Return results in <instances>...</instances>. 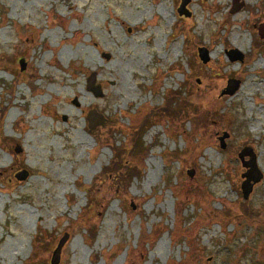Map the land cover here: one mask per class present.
Here are the masks:
<instances>
[{"label": "rangeland", "instance_id": "374dc122", "mask_svg": "<svg viewBox=\"0 0 264 264\" xmlns=\"http://www.w3.org/2000/svg\"><path fill=\"white\" fill-rule=\"evenodd\" d=\"M232 1L0 0V264H264V0Z\"/></svg>", "mask_w": 264, "mask_h": 264}, {"label": "water", "instance_id": "95a60500", "mask_svg": "<svg viewBox=\"0 0 264 264\" xmlns=\"http://www.w3.org/2000/svg\"><path fill=\"white\" fill-rule=\"evenodd\" d=\"M190 2V0H181L180 5L178 8V14L188 16L189 12L186 9V5ZM242 4H239V0H233V7L232 11H236L240 9ZM259 35L264 38V23L261 24L258 27ZM235 50L228 51L229 54L234 53ZM198 55L199 58L202 60V62L207 61V50L206 48H199L198 49ZM239 59H242V55L238 56ZM231 59L234 60L236 58L231 56ZM24 68V66H23ZM96 72H92L88 79H87V89L91 91L95 97H102L103 92L101 89V85L96 84ZM238 85V81L235 79H229L228 80V87L226 90H223V93H233ZM86 120L88 122V128L90 130L94 129L97 125H103L106 121L103 115L96 112V110H90L86 116ZM228 137V134L226 132L223 133L222 136L219 137L220 140V146L221 148H225V139ZM249 156L248 160H245V157ZM238 157L241 160L242 166L245 167L247 170L244 172L241 176L243 178V182L241 184V190L244 198H248L249 194L252 191L253 185L260 181L262 178V174L259 172L256 163L255 158L252 153V150L248 147H244L240 150L238 153ZM194 174V171L191 172V176ZM15 177L19 180H24L28 177V171L27 170H21L15 174ZM67 234L64 235V237L60 240L59 245L54 252V256L52 258V263L57 264V261H59L60 257V251L63 246V244L66 242Z\"/></svg>", "mask_w": 264, "mask_h": 264}, {"label": "bare ground", "instance_id": "6f19581e", "mask_svg": "<svg viewBox=\"0 0 264 264\" xmlns=\"http://www.w3.org/2000/svg\"><path fill=\"white\" fill-rule=\"evenodd\" d=\"M160 12L163 14V16H166L167 14L165 13V11L163 10V9H160ZM238 38H239V35H238V37H237V39L236 40H238ZM236 43V45H235V48H237V49H239V50H241L242 49V45H241V43H239L238 41L237 42H235ZM258 63V61H256L255 62V65ZM222 65H227L228 66V64H226V63H222ZM229 71L227 70L225 73H228ZM225 73H222V72H220L219 71V69H217V68H215L214 70H213V74H212V77L213 78H211L212 79V81H211V83H210V85H208L209 86V88L205 91V93H208V94H213V87L216 85V86H220L221 85V82L223 81V79L224 78H226V74ZM204 87V86H203ZM239 94H234L233 96H232V99H234L236 96H238ZM212 99V98H211ZM217 108V107H216ZM215 108V109H216Z\"/></svg>", "mask_w": 264, "mask_h": 264}, {"label": "trees", "instance_id": "16d2710c", "mask_svg": "<svg viewBox=\"0 0 264 264\" xmlns=\"http://www.w3.org/2000/svg\"><path fill=\"white\" fill-rule=\"evenodd\" d=\"M167 98H168V99H170V97H167ZM85 191H86V192H88V190H87V189H85ZM86 230H87V228H86Z\"/></svg>", "mask_w": 264, "mask_h": 264}]
</instances>
